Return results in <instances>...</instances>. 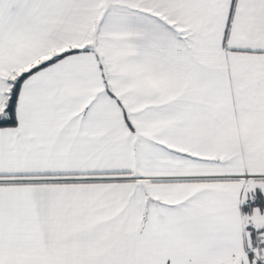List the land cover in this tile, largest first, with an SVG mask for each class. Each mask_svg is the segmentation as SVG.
Instances as JSON below:
<instances>
[{"label":"snow or ice","instance_id":"1","mask_svg":"<svg viewBox=\"0 0 264 264\" xmlns=\"http://www.w3.org/2000/svg\"><path fill=\"white\" fill-rule=\"evenodd\" d=\"M0 264H264V0H0Z\"/></svg>","mask_w":264,"mask_h":264}]
</instances>
